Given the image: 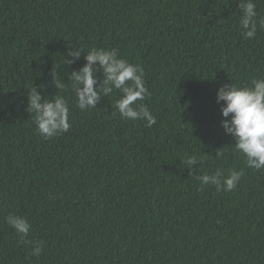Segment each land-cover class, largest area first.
Masks as SVG:
<instances>
[{
    "label": "trees",
    "instance_id": "obj_1",
    "mask_svg": "<svg viewBox=\"0 0 264 264\" xmlns=\"http://www.w3.org/2000/svg\"><path fill=\"white\" fill-rule=\"evenodd\" d=\"M238 5L0 0V264H264V170L236 151L216 98L231 81L264 76V28L245 39ZM77 47L80 58L64 63ZM93 47L143 67L150 95L136 105L155 124L122 119L118 90L76 107L69 74ZM35 87L68 102L67 132L38 133L28 111ZM217 169L243 175L230 191L201 183ZM9 214L29 222L27 236Z\"/></svg>",
    "mask_w": 264,
    "mask_h": 264
},
{
    "label": "clouds",
    "instance_id": "obj_2",
    "mask_svg": "<svg viewBox=\"0 0 264 264\" xmlns=\"http://www.w3.org/2000/svg\"><path fill=\"white\" fill-rule=\"evenodd\" d=\"M241 17L239 20L242 36L253 39L258 28H264V17H258L256 0H239ZM81 48H69L64 60L68 65L74 64L80 58ZM86 63L69 74V79L76 95V107L81 111L95 108L102 96H109L114 90L120 93L113 106L124 120H145L147 126L156 123V117L149 108L136 102L143 101L150 95L145 85L143 67L130 63L118 55L117 49L93 47L86 52ZM103 74V80L97 85L96 67ZM56 87L62 88L63 82L55 78ZM45 100L35 87L28 94V111L34 114V123L38 133L43 138L54 137L65 133L70 128L69 106L63 96H53ZM217 102L221 105L223 119L220 124L225 134L235 140L236 151L245 157L249 168L264 170V76L253 77L247 86L223 85L217 90ZM134 105H136L134 107ZM219 152L217 153V155ZM195 157H189L186 163L193 165ZM243 170L231 169L225 174L217 169L214 174H204L199 179L204 185H215L218 191L234 189ZM6 223L21 237L28 235L31 225L23 218L13 214L6 217ZM40 246L32 248L31 255L39 256Z\"/></svg>",
    "mask_w": 264,
    "mask_h": 264
}]
</instances>
